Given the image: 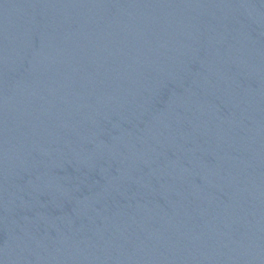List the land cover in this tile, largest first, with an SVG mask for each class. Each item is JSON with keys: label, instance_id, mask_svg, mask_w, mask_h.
<instances>
[{"label": "water", "instance_id": "1", "mask_svg": "<svg viewBox=\"0 0 264 264\" xmlns=\"http://www.w3.org/2000/svg\"><path fill=\"white\" fill-rule=\"evenodd\" d=\"M0 264H264V0H0Z\"/></svg>", "mask_w": 264, "mask_h": 264}]
</instances>
